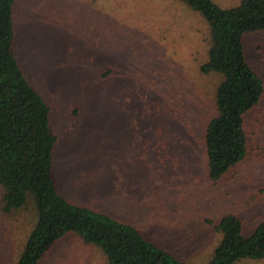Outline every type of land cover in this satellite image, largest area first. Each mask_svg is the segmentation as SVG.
I'll list each match as a JSON object with an SVG mask.
<instances>
[{"label":"rangeland","instance_id":"374dc122","mask_svg":"<svg viewBox=\"0 0 264 264\" xmlns=\"http://www.w3.org/2000/svg\"><path fill=\"white\" fill-rule=\"evenodd\" d=\"M14 21V54L51 107L54 176L69 201L187 264H206L221 241L207 220L236 214L249 234L264 221V97L247 121V159L217 184L208 177L205 131L222 76L201 72L210 30L199 13L180 0H16ZM244 44L264 79V32ZM2 198L0 264H16L38 213L30 203L6 214ZM40 264L109 263L69 235Z\"/></svg>","mask_w":264,"mask_h":264},{"label":"trees","instance_id":"16d2710c","mask_svg":"<svg viewBox=\"0 0 264 264\" xmlns=\"http://www.w3.org/2000/svg\"><path fill=\"white\" fill-rule=\"evenodd\" d=\"M0 0V189L6 214L35 205L37 222L16 264H40L63 238L79 237L98 247L109 264H187L138 228L69 201L54 173L59 138L51 107L31 84L14 54V4ZM208 23L210 48L203 74H218L217 116L205 131L207 173L217 184L243 163L251 150L249 114L264 97V79L250 64L244 38L264 32V0H241L222 8L213 0H180ZM221 241L206 264L264 260V221L249 234L243 220L229 214L207 220Z\"/></svg>","mask_w":264,"mask_h":264}]
</instances>
